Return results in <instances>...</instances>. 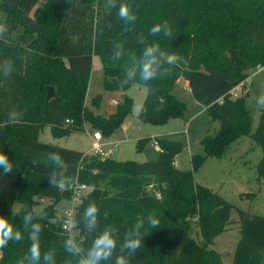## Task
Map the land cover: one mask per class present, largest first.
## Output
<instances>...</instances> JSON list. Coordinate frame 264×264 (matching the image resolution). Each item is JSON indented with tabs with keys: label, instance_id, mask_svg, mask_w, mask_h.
<instances>
[{
	"label": "trees",
	"instance_id": "1",
	"mask_svg": "<svg viewBox=\"0 0 264 264\" xmlns=\"http://www.w3.org/2000/svg\"><path fill=\"white\" fill-rule=\"evenodd\" d=\"M40 1L0 0V151L13 164L11 174L0 176V214L23 237L0 248V264H32L31 225L26 229L23 223L29 212L32 223L40 225L41 255L35 264H78L106 229L116 248L100 264H116L118 256L129 264H225L212 244L227 229L232 205L197 183L194 172L208 157H222L232 143L249 135L262 147L257 173L264 178V100L258 126L250 133L245 95L248 71L264 66V0H115V7L109 0ZM121 4L129 6L134 21L119 17ZM28 16L40 31L30 29ZM165 21L172 36L164 34ZM156 24L161 31L153 35ZM152 45L159 46L161 63L154 77L144 80L143 53ZM172 54L177 60L169 64ZM94 56L101 59L106 89L147 87L140 113L145 122L163 124L182 117L186 102L173 91L179 79L188 81L195 99L221 124L215 134L203 138L204 152L191 156V170L175 164L183 144L173 139L156 138L160 156L145 162L87 156L40 139L45 126L55 136H64L85 131L86 122L105 134L131 112L133 99L128 95L108 117L87 106ZM238 85L242 91L235 96ZM48 86L54 87L50 99ZM101 98L99 94L93 103L98 105ZM146 140L140 139L138 146ZM52 153L58 154L63 168L47 159ZM53 175L65 180L63 188L52 185ZM75 179L92 190L78 206L76 232H70L59 220L56 205L70 198L66 186ZM34 197L51 202L35 211ZM93 203L99 209L97 225L89 229L85 211ZM239 214L241 237L231 264H264V217L245 210ZM149 215L160 220L159 228L149 226ZM141 222L144 242L130 256L121 246ZM193 225L200 240L192 236ZM69 237L83 249L79 256L66 249Z\"/></svg>",
	"mask_w": 264,
	"mask_h": 264
},
{
	"label": "rangeland",
	"instance_id": "2",
	"mask_svg": "<svg viewBox=\"0 0 264 264\" xmlns=\"http://www.w3.org/2000/svg\"><path fill=\"white\" fill-rule=\"evenodd\" d=\"M46 0H41L44 2ZM1 29V26H0ZM104 71L99 56H94L92 72L86 93L87 106L97 113L110 116L118 109V104L125 95L133 99L132 110L123 122L114 130L103 133L102 142L105 148L115 146L113 158L116 160H135L145 162L157 160L160 150L156 147V138H168L180 141L183 149L176 156V163L181 169H192L191 156L203 153V138L211 133L215 134L221 124L212 118L206 106L197 101L189 87L183 85L184 79L176 82L174 94L186 102L182 117L170 119L163 124L142 121L140 113L144 104L147 87L134 84L127 90L106 89L103 84ZM236 91H242L238 85ZM246 107L249 110L250 133L254 132L259 123V117L264 100V68L257 66L248 71ZM102 95L98 105L93 100ZM68 122V121H66ZM68 124V123H67ZM85 131H76L64 136H55L50 126H45L40 133L44 142L59 144L64 147L83 151L90 156L93 132L100 129L92 128L89 122L84 124ZM103 132V131H102ZM148 138L141 147L140 139ZM263 155V150L249 135L236 140L226 150L222 157H208L207 160L195 170L194 178L197 183L205 185L222 195L232 205L230 223L227 229L219 234L212 247L221 254L225 264H231L241 237L240 210L264 217V178L260 179L257 173V164ZM90 191L92 186L89 187ZM34 210L39 211L50 203L47 197L33 198ZM68 200H61L56 205L58 215L64 210ZM16 208L20 204H15ZM74 232L75 230L72 229ZM76 232V231H75ZM192 236L200 240L198 227L193 225Z\"/></svg>",
	"mask_w": 264,
	"mask_h": 264
},
{
	"label": "clouds",
	"instance_id": "3",
	"mask_svg": "<svg viewBox=\"0 0 264 264\" xmlns=\"http://www.w3.org/2000/svg\"><path fill=\"white\" fill-rule=\"evenodd\" d=\"M109 4L115 7V0H109ZM119 17L125 21H134L136 16L130 12L129 6L126 4H121L118 10ZM161 25L156 24L151 28L153 35L161 31ZM165 29V36H172V29L169 27L168 23L165 21L163 25ZM159 52L158 45H152L145 48L143 53V60L141 62V78L144 80H150L155 75V68L160 65L161 61L157 58V53ZM177 57L175 54L169 56L167 63H176ZM132 71L129 72V76L133 75ZM47 159L53 161L58 167L63 168V161L59 159L58 154L52 153L47 157ZM0 176H7L13 172V164L9 159V156L4 152L0 151ZM53 186L57 188H63L65 185V180L63 178L57 179L56 175L50 178ZM98 207L95 203L90 204L85 211V220L87 222V227L93 229L97 225V215ZM18 213L13 212L12 216H16ZM42 218V217H41ZM34 217L29 212L23 216L24 227L27 229L31 225V231L29 233V240L31 244L29 246L30 261L32 264L39 261L40 259V247L38 241V233L40 231V225L38 223H32ZM148 224L151 228L156 229L160 227V220L153 215L148 216ZM142 222L137 224L136 232L128 234V238L125 240L121 246V250L127 249L130 256L135 254L139 250L144 242L143 236L140 232ZM23 239L22 233L18 230H14V226L10 223L7 216L0 214V248L7 247L9 241H21ZM66 249L76 256H79L83 249L79 244L76 243L74 237H69L66 241ZM116 248V240L113 238L111 231H103L94 241L92 247L88 250L85 258H81L78 264H100L101 261L108 260L113 251ZM45 260H50L49 255H45ZM116 264H129L128 259L124 256H118L116 259Z\"/></svg>",
	"mask_w": 264,
	"mask_h": 264
},
{
	"label": "built area",
	"instance_id": "4",
	"mask_svg": "<svg viewBox=\"0 0 264 264\" xmlns=\"http://www.w3.org/2000/svg\"><path fill=\"white\" fill-rule=\"evenodd\" d=\"M264 68V66H263ZM233 93L235 96H237L240 91H236V88L233 90ZM103 140V134L101 130H96L93 132L92 141H91V151L93 154L101 157V158H110L113 157V154L115 152V146L105 148ZM155 144L158 149H160V145L158 141L155 139ZM176 164V161H175ZM90 185L81 182L78 179H75L73 181H70L66 189L71 192L70 198L68 201L70 204L65 205L63 207V211L60 213L59 220L62 222L63 227L70 232H72V229H74L75 224V216L78 209V206L81 204L83 199L88 195L90 192ZM152 187V185H150Z\"/></svg>",
	"mask_w": 264,
	"mask_h": 264
},
{
	"label": "water",
	"instance_id": "5",
	"mask_svg": "<svg viewBox=\"0 0 264 264\" xmlns=\"http://www.w3.org/2000/svg\"><path fill=\"white\" fill-rule=\"evenodd\" d=\"M26 20L29 22V27L33 31H40L41 26L38 25L32 17L28 16L26 17ZM54 96V87L53 86H48V93H47V99H50Z\"/></svg>",
	"mask_w": 264,
	"mask_h": 264
},
{
	"label": "crops",
	"instance_id": "6",
	"mask_svg": "<svg viewBox=\"0 0 264 264\" xmlns=\"http://www.w3.org/2000/svg\"><path fill=\"white\" fill-rule=\"evenodd\" d=\"M183 79V78H181ZM181 79H179L178 81H181ZM183 85L186 87H189L188 81L184 79ZM176 165L178 166V164L176 163Z\"/></svg>",
	"mask_w": 264,
	"mask_h": 264
}]
</instances>
